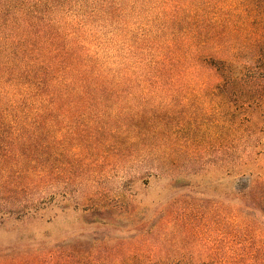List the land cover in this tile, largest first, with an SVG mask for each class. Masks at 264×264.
<instances>
[{
    "label": "trees",
    "instance_id": "1",
    "mask_svg": "<svg viewBox=\"0 0 264 264\" xmlns=\"http://www.w3.org/2000/svg\"><path fill=\"white\" fill-rule=\"evenodd\" d=\"M193 91L227 121L222 166L242 172L223 200L235 213L180 176L182 156L202 159L207 145L176 138L175 97ZM263 120L264 0H0V201L13 207L0 219L34 216L82 176L147 157L162 183L148 207L121 203L129 224L112 240L17 243L0 264H264V171L245 169ZM110 204L84 210L105 224ZM211 220L225 238L205 237Z\"/></svg>",
    "mask_w": 264,
    "mask_h": 264
},
{
    "label": "rangeland",
    "instance_id": "2",
    "mask_svg": "<svg viewBox=\"0 0 264 264\" xmlns=\"http://www.w3.org/2000/svg\"><path fill=\"white\" fill-rule=\"evenodd\" d=\"M175 99L178 102L176 109L178 126L181 127L176 138L180 142L186 141L185 135L187 133L186 136L189 137V140L200 136V140L207 144L201 155L203 156L202 159H197L194 155L187 158L182 156L181 178L190 180L195 190L200 189L207 192V198L209 199L207 204L210 206L223 207L230 213H235V209H240V204H237L234 200L231 202L223 200L224 192L230 189V180L242 172L241 169L234 167L231 169V173L227 175L222 166L223 156L219 148L221 142L220 131L223 123L227 121L222 118L219 107L212 103V97L210 96H200L197 91H193L188 96L177 95ZM183 100H190L191 102L188 108L184 110L180 104ZM185 114L188 117L183 122L182 117ZM215 117L216 119H214ZM213 126L216 128L213 129ZM186 127L190 129L183 130ZM258 127H260L259 132L256 131L253 135L250 134L247 137L251 142L259 140L261 143V146L256 149V152L260 151L256 154L258 158L252 166L245 168L246 171L250 170L255 173L264 171V120L261 121V125L259 123ZM213 141L216 145L215 149L211 147ZM155 165L156 162L147 157L138 163L128 165L125 170L120 168L108 171L105 174L96 173V175L90 177L82 176L80 181L76 182L73 187H66V190L56 191L58 187L46 189V194L56 191L66 192V196L63 198L56 197L54 202H48L41 206V209L34 216L24 218H17L15 215L3 216L0 219V248L15 246L17 243L28 246L33 242L40 241H45L44 245L50 246L63 240H69L68 243L92 246L94 242L88 239L87 236L93 232H96V235L103 236L108 234L105 238L112 240L115 236V233L112 232L114 229L120 230L119 228H122V230H125L129 224L127 216L122 212L124 210L122 202L127 205L131 203L130 200L139 202L142 198V204L148 207L152 198L157 196L162 183L155 178ZM132 194L135 198L132 197ZM34 196L33 194V198ZM107 202L115 204L117 209L109 212L110 218L101 220L105 224L98 222L100 220L98 212L84 210L86 208H92L91 210H93L94 207L107 204ZM222 203H224V206ZM120 205L123 206L121 211L118 209L121 207ZM12 208L7 201H0L1 213L8 212ZM256 217L258 221H262L261 217L263 216L259 211H256ZM211 221L205 223L207 227L203 231L205 237L209 240L225 238L224 229ZM101 229L103 230L102 233L99 231ZM254 231L255 236L264 237V232ZM83 233L84 237L79 236ZM229 234L235 236L236 232H229ZM219 248L220 250L223 249L220 244L218 250Z\"/></svg>",
    "mask_w": 264,
    "mask_h": 264
}]
</instances>
